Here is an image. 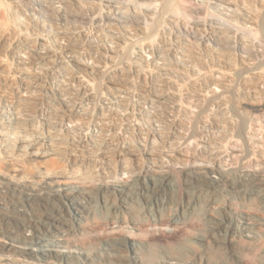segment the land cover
Here are the masks:
<instances>
[{"label":"clouds","instance_id":"9594fccd","mask_svg":"<svg viewBox=\"0 0 264 264\" xmlns=\"http://www.w3.org/2000/svg\"><path fill=\"white\" fill-rule=\"evenodd\" d=\"M0 264H264V0H0Z\"/></svg>","mask_w":264,"mask_h":264}]
</instances>
